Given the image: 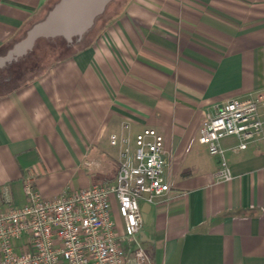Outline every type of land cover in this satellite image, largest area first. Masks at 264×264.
Returning a JSON list of instances; mask_svg holds the SVG:
<instances>
[{
    "label": "crops",
    "instance_id": "1",
    "mask_svg": "<svg viewBox=\"0 0 264 264\" xmlns=\"http://www.w3.org/2000/svg\"><path fill=\"white\" fill-rule=\"evenodd\" d=\"M54 1L0 0V66L32 48ZM85 35L0 91V202L23 204L27 181L44 198L112 181L110 134L150 126L171 186L141 202L143 264H264V137L237 150V137L220 140L229 181L197 140L216 105L264 94V0H113Z\"/></svg>",
    "mask_w": 264,
    "mask_h": 264
},
{
    "label": "built area",
    "instance_id": "2",
    "mask_svg": "<svg viewBox=\"0 0 264 264\" xmlns=\"http://www.w3.org/2000/svg\"><path fill=\"white\" fill-rule=\"evenodd\" d=\"M237 137L243 149L264 137V94L229 98L203 119L197 140L218 155L217 179L233 175L220 140ZM119 148L112 181L62 189L44 198L27 181V200L0 202V264H143L146 254L135 235L142 224L141 202L158 203L171 186L165 176L164 137L144 127L132 137L110 134ZM121 217V234L115 214ZM132 243L125 247L122 240Z\"/></svg>",
    "mask_w": 264,
    "mask_h": 264
},
{
    "label": "water",
    "instance_id": "3",
    "mask_svg": "<svg viewBox=\"0 0 264 264\" xmlns=\"http://www.w3.org/2000/svg\"><path fill=\"white\" fill-rule=\"evenodd\" d=\"M110 0H57L45 17L34 26L31 37H62L70 40L72 35L81 38L94 24L97 16L105 9ZM66 23V24H65ZM52 27H55L51 29ZM33 41V43H34ZM142 214L146 213L141 207Z\"/></svg>",
    "mask_w": 264,
    "mask_h": 264
},
{
    "label": "rangeland",
    "instance_id": "4",
    "mask_svg": "<svg viewBox=\"0 0 264 264\" xmlns=\"http://www.w3.org/2000/svg\"><path fill=\"white\" fill-rule=\"evenodd\" d=\"M53 28L55 27H52L51 29ZM84 36L86 35L83 34L81 36L82 38L77 39L75 35H72L70 38H67L70 40L64 39V41L68 43H71L73 41L75 43H81L82 41L85 40V38H83ZM39 38H43V37H39ZM58 38L60 39L62 37H58ZM34 44L35 43L32 44V47ZM39 47L40 48L38 49L37 55H34L33 53L30 55L27 53L28 56L25 58L23 55L18 56L9 61L4 62L0 66V91L10 88L11 86H13L14 84H16L21 80H26L27 78H30L35 74H38L43 68H45L47 64H49L51 61L60 57L61 55L64 54V52H66L60 47L52 51L47 49L43 39L39 41ZM42 48H44V50H42Z\"/></svg>",
    "mask_w": 264,
    "mask_h": 264
},
{
    "label": "trees",
    "instance_id": "5",
    "mask_svg": "<svg viewBox=\"0 0 264 264\" xmlns=\"http://www.w3.org/2000/svg\"><path fill=\"white\" fill-rule=\"evenodd\" d=\"M112 1H113V0H110V1L107 3V5H106L104 11H103L99 16L96 17L94 23H95L99 18H101L102 16L105 15V12L107 11V9H108V7H109V5L111 4ZM55 2H56V1L52 2L51 5H50V7H51ZM41 39H43V41L45 42V46H46V48L49 49V50H51V51H52V50H55V49L58 48V47H60V48H62L63 50L66 51V52H64L63 55H61V56L58 57V58H62V57L68 56V55L71 54L76 48L80 47L81 44H82V43H75L74 41L71 42V43H68V42L64 41V39H62V38L59 39L58 37H55V38H38V39L35 40V42H34L35 44L33 45L32 49L30 50V53H29V51L27 52L28 54H30V55H31L32 53H33L34 55H37V54H38V49L40 48V47H39V41H41ZM60 40H61V41H60ZM42 50H44V48H42ZM27 53L23 55L24 58L28 56ZM56 59H57V58H56ZM32 61H33V59H32Z\"/></svg>",
    "mask_w": 264,
    "mask_h": 264
}]
</instances>
